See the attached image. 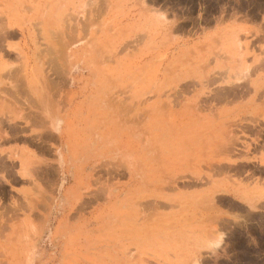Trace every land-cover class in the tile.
Instances as JSON below:
<instances>
[{"label":"rangeland","instance_id":"obj_1","mask_svg":"<svg viewBox=\"0 0 264 264\" xmlns=\"http://www.w3.org/2000/svg\"><path fill=\"white\" fill-rule=\"evenodd\" d=\"M0 28V264H264L213 187L264 144V0H0Z\"/></svg>","mask_w":264,"mask_h":264},{"label":"crops","instance_id":"obj_2","mask_svg":"<svg viewBox=\"0 0 264 264\" xmlns=\"http://www.w3.org/2000/svg\"><path fill=\"white\" fill-rule=\"evenodd\" d=\"M11 37L15 38L16 34H12ZM222 157L226 160L219 163V168L228 166L236 169L246 166L239 173L236 170L230 173L218 169L213 187L216 188L218 196L226 198L233 206L232 209L224 210L226 217L240 221L255 214H264V144H259L258 147L251 145L249 151L242 147L238 152L223 154ZM190 231L192 230L177 231L174 233V238L185 241L187 237H191Z\"/></svg>","mask_w":264,"mask_h":264},{"label":"bare ground","instance_id":"obj_3","mask_svg":"<svg viewBox=\"0 0 264 264\" xmlns=\"http://www.w3.org/2000/svg\"><path fill=\"white\" fill-rule=\"evenodd\" d=\"M11 24V23H10ZM10 27H12V25L10 26ZM1 29V28H0ZM13 31V30H12ZM2 33V32H1ZM22 33V32H21ZM25 33V32H24ZM12 34H14V32H11V31H8V32H5V33H3V35L1 36V38H2V40L3 39H6V38H8L9 39V37H11L12 36ZM17 34H18V31H17ZM19 35V34H18ZM27 35V34H26ZM1 38H0V40H1ZM11 38H13V37H11ZM10 38V39H11ZM1 40V41H2ZM24 40V39H23ZM4 41V40H3ZM5 42V41H4ZM0 45H2L1 43H0ZM17 50H18V48H17ZM4 52V51H3ZM7 53V52H6ZM25 53V52H24ZM10 54H12V53H10ZM7 55V54H6ZM25 56V55H24ZM35 114H37L36 112L34 113V115ZM42 116V115H41ZM40 117V116H39ZM43 117V116H42ZM41 117V118H42ZM42 125V124H41ZM53 126L55 127V129L56 130H58L59 131V127L56 125V124H53ZM42 127V126H41ZM43 127H46L45 125L43 126ZM44 139V138H43ZM63 139V138H62ZM47 141V140H46ZM48 166V165H47ZM36 171H38V170H36ZM43 172V171H42ZM48 173V172H47ZM19 174V173H18ZM36 174H37V172H36ZM46 174V173H45ZM20 175V174H19ZM21 176V175H20ZM19 176V177H20ZM39 176H40V174H39ZM38 176V177H39ZM22 177V176H21ZM43 177H45V176H43ZM40 178V177H39ZM42 178V177H41ZM42 180V179H41ZM37 205V204H36ZM40 208V207H39Z\"/></svg>","mask_w":264,"mask_h":264}]
</instances>
